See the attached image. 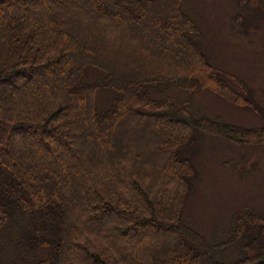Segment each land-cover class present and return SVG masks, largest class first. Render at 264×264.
Listing matches in <instances>:
<instances>
[{
	"label": "trees",
	"instance_id": "obj_1",
	"mask_svg": "<svg viewBox=\"0 0 264 264\" xmlns=\"http://www.w3.org/2000/svg\"><path fill=\"white\" fill-rule=\"evenodd\" d=\"M184 1L0 0V264H264V215L212 239L184 218L197 134L264 140L195 118V89L247 87Z\"/></svg>",
	"mask_w": 264,
	"mask_h": 264
},
{
	"label": "rangeland",
	"instance_id": "obj_2",
	"mask_svg": "<svg viewBox=\"0 0 264 264\" xmlns=\"http://www.w3.org/2000/svg\"><path fill=\"white\" fill-rule=\"evenodd\" d=\"M183 8L200 28L207 60L247 87L245 94L233 88L231 93L247 100L238 96L236 103L227 99L228 94L195 89L187 94L195 118L220 119L246 130L264 129V0H185ZM133 123L127 121L119 133L129 135ZM144 123L151 126L149 121ZM187 149L196 171L184 209L188 224L212 239L222 236L234 214L245 208L264 215V140L235 144L202 133ZM232 248H225L229 258L235 253Z\"/></svg>",
	"mask_w": 264,
	"mask_h": 264
}]
</instances>
